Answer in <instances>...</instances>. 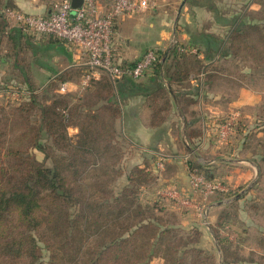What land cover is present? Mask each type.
<instances>
[{
	"label": "trees",
	"instance_id": "1",
	"mask_svg": "<svg viewBox=\"0 0 264 264\" xmlns=\"http://www.w3.org/2000/svg\"><path fill=\"white\" fill-rule=\"evenodd\" d=\"M3 6L0 9L7 7ZM230 37L224 53L240 59L249 56L256 64H264V18L240 23ZM64 44L54 35L35 38L0 14V54L12 56L24 80L20 83L27 85L11 83L8 87L28 91L19 102L0 107V264H218L217 256L200 247L202 232L198 227L182 229L181 218L161 199L139 200L137 185L158 178L150 164L131 167L127 184L120 188L113 185L109 176L121 171L123 140L115 125L121 108L107 74L92 80L76 101L61 93L59 85L72 80L78 71L66 70L46 86H35L30 72L24 70L29 64L27 52L33 53L34 63H40L42 46L64 50ZM182 46H173L165 60L164 52L157 50L154 72L158 78L165 65L164 76L170 82L188 77L189 73L177 69L169 74L171 66L177 68L180 61L192 57ZM135 62L120 63L132 66ZM122 79L118 91L123 81H133ZM157 88L150 97L155 122L164 117L163 108H170L162 80ZM45 92L56 97L47 98L50 95ZM41 95L46 98L39 99ZM71 128L77 133L71 135ZM45 136L59 149H67L51 166L34 154L40 150L49 155ZM191 136L199 138L196 130ZM193 169L206 180L214 178L208 164L194 163ZM231 214L223 209L212 229L221 264L254 262L220 233ZM14 215L21 225L44 231L12 234L9 227L16 223L13 225L15 218L9 216Z\"/></svg>",
	"mask_w": 264,
	"mask_h": 264
},
{
	"label": "crops",
	"instance_id": "2",
	"mask_svg": "<svg viewBox=\"0 0 264 264\" xmlns=\"http://www.w3.org/2000/svg\"><path fill=\"white\" fill-rule=\"evenodd\" d=\"M57 1L59 0H0V6L15 7L31 14L49 15ZM262 4L258 0H158V8L152 13L123 15L118 19L115 44L122 62L133 63L150 49L164 52L165 60L175 46L172 42L174 39L184 46L196 48L195 52H189L192 57L180 61L177 68L171 66L169 69V74L175 69L189 73L188 77L182 80L175 79L170 82L164 76L166 65L163 66L159 78L155 75L153 67L138 80L123 81L119 91L118 81L113 82L110 79L121 108L120 118L115 123L117 136L123 140L122 144L126 147V157H129L131 167L150 164L156 171L162 167L161 161L164 162L165 168L174 164L171 165L173 169H183V182L187 184L189 177L184 164L185 155L193 152L194 147L201 142L204 144L211 140L212 144L214 143L212 133L215 135L218 132L219 136L221 123L228 108H241L252 101L246 98L253 95L257 97V92L251 90L247 84L244 85L241 81H226L223 77L226 67L222 62L236 58L224 53L231 44L230 35L235 27L240 23L259 22L263 19L257 14ZM47 50L50 49L42 46L40 63H34L33 53L28 51L29 64L25 65L24 70L30 72L37 87L46 86L52 78L66 70L78 71L72 80L63 81L69 83L67 91H60L63 82L59 85L61 93L70 94L76 101L86 90L80 86L86 57L64 44V50L55 49L56 55L62 57L64 64L55 68L49 59L45 60ZM164 60L163 65L166 62ZM102 75L95 80H99ZM174 76L177 78V74ZM22 80L20 69L13 65L12 56L2 52L0 94L13 96V90L9 89L8 85L19 84ZM161 80L170 108H163L164 117L155 122L150 97L158 89ZM228 83L238 87V94L230 103L227 102L231 96ZM22 84L21 82L20 85ZM22 86L27 87L26 84ZM195 130L199 138L191 136ZM69 132L71 135L75 134L77 129L71 128ZM207 147L204 146V150ZM201 158L203 157L197 160L201 161ZM257 167L256 163L247 162V174L251 175V170H256ZM225 182L231 187L230 179ZM210 233L214 237L211 230Z\"/></svg>",
	"mask_w": 264,
	"mask_h": 264
},
{
	"label": "rangeland",
	"instance_id": "3",
	"mask_svg": "<svg viewBox=\"0 0 264 264\" xmlns=\"http://www.w3.org/2000/svg\"><path fill=\"white\" fill-rule=\"evenodd\" d=\"M258 1L264 3V0ZM157 8L158 0L155 9ZM155 9L138 13H152ZM257 14L264 18V4ZM56 51L55 49L45 51V60L49 59L55 68L64 64L62 57L56 55ZM222 65L226 67L223 73L226 81H237V83L241 81L244 85L247 84L251 90L257 92L255 94L257 97L254 95L248 97L246 94L248 97L246 100L252 99L250 103L243 105L242 109L233 106L228 108L226 117L221 123L219 136H217L218 132L215 135L212 133L214 143L212 144L211 140L204 144L201 142L194 147L193 152L185 155L184 164L189 177L187 184L183 182V169H173L171 165L174 164L165 168L164 162L161 161L162 167L154 172L158 176L156 181L152 180L147 185L146 183L137 185V196L141 202H147L148 199L151 201L161 199V202L166 203L165 205L171 212L173 211L181 218L180 227L182 229L198 227L202 232L200 247L217 256L218 264H221L220 251L216 249L218 246L216 236L212 237L210 230L213 232L212 229L221 211L229 209L232 213L230 221L220 228V233L227 235L231 242L240 248L239 253L247 260L254 259V262L245 264H264V64L258 65L248 56L242 59L224 60ZM228 85V92L231 91V96L227 102L230 103L238 94V87L231 83ZM245 93L246 91L244 95ZM45 95H50L47 98L56 97L54 93L49 94V92H45ZM21 97L15 98L11 95L0 94V107L10 102H19ZM44 98H46L44 95L39 96V99ZM223 130L226 131L225 137H222L221 131ZM44 140L49 147L47 148L49 155L40 150H34V154L38 161L51 166L55 157L67 154V149H59L48 136H45ZM121 146L123 158L118 166L121 171L117 173L115 170L109 176L116 188L127 184V176L131 169L129 157H126V147L122 143ZM204 146H208L206 150ZM199 157H203L201 161L197 160ZM247 162L258 165L256 170H251V175L246 172ZM194 163L210 165L214 178L207 179V181L220 183L222 189L216 188L206 193L202 186L194 184L195 177L204 178L193 169ZM145 176L149 178L148 175ZM226 179H230L231 187L226 184ZM218 202L221 203L217 205ZM9 217L15 218V220L12 219V224L16 223V225L13 224L15 226L9 227L12 234L32 232L38 235L37 231L39 233L44 231V229L33 230L21 225L15 215Z\"/></svg>",
	"mask_w": 264,
	"mask_h": 264
},
{
	"label": "built area",
	"instance_id": "4",
	"mask_svg": "<svg viewBox=\"0 0 264 264\" xmlns=\"http://www.w3.org/2000/svg\"><path fill=\"white\" fill-rule=\"evenodd\" d=\"M157 0H84L82 6L73 9L72 0H59L54 4L49 15L31 14L15 7L0 9L9 22L21 25L24 30L35 38L54 35L84 55L80 86L85 89L92 80L103 73L116 82L124 77L138 80L151 70L159 61L157 49L148 50L132 66L120 63V55L115 44L118 19L123 15H132L141 11L153 10ZM173 44H177L174 39ZM181 50L195 52L193 46H182ZM68 82H63L60 91L68 90ZM13 96L20 97L28 91L13 90ZM222 128V127H221ZM221 130V129H220ZM225 137L226 131H221ZM194 184L200 185L206 193L221 188L222 185L210 182L203 177H195Z\"/></svg>",
	"mask_w": 264,
	"mask_h": 264
},
{
	"label": "water",
	"instance_id": "5",
	"mask_svg": "<svg viewBox=\"0 0 264 264\" xmlns=\"http://www.w3.org/2000/svg\"><path fill=\"white\" fill-rule=\"evenodd\" d=\"M84 0H72L73 9H78L82 6Z\"/></svg>",
	"mask_w": 264,
	"mask_h": 264
}]
</instances>
